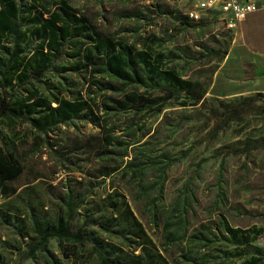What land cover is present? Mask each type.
Here are the masks:
<instances>
[{"label":"rangeland","instance_id":"rangeland-1","mask_svg":"<svg viewBox=\"0 0 264 264\" xmlns=\"http://www.w3.org/2000/svg\"><path fill=\"white\" fill-rule=\"evenodd\" d=\"M63 3L89 30L51 52L40 83L0 89V100L14 104L29 93L83 100L87 118L42 134L18 112L0 117V146L22 166L10 194L0 195V264H100L94 246L110 264H264V111L256 107L264 100L244 93L234 33L213 14L189 20L195 0H24L16 38L23 61H46L36 53L38 25L30 19L38 12L47 18ZM88 34L161 54L160 68L195 85L206 105L180 107L184 95L163 101L157 86L124 84L102 66L84 67ZM13 42L6 38L4 48ZM124 94L141 95L154 108L116 109ZM209 107L223 117L210 119ZM69 202L70 228L88 241L59 247L50 239L30 254L32 222L54 224ZM228 228L240 230L238 237Z\"/></svg>","mask_w":264,"mask_h":264},{"label":"trees","instance_id":"trees-1","mask_svg":"<svg viewBox=\"0 0 264 264\" xmlns=\"http://www.w3.org/2000/svg\"><path fill=\"white\" fill-rule=\"evenodd\" d=\"M24 0H0V51L7 56L6 62L0 61V89H14L16 86L22 85L28 80L40 83V78L48 70L51 60V52H57L58 48L66 43L69 38L78 36L80 33L89 30L88 25L82 21L75 12L66 4H62L55 12H47L48 17L43 18L41 12L37 16L30 19L35 23L34 33L37 34L39 44L38 51L41 57H45L46 61L38 64L35 60L23 61L20 56L16 38L20 22L23 18ZM184 26H191L189 23H182ZM13 37L14 42L12 48L7 50L3 46V41ZM87 38L92 43L91 50L85 56V64L96 67L102 66L103 71L120 80L124 84L144 85L145 83L157 86V90L165 95L164 100H179L184 95L188 102H179L180 107H191L201 109L206 104L203 95L196 89L195 85L187 80L181 79L171 69H161L163 56L154 54L150 48L136 50L132 46L115 40L112 37H103L97 34H88ZM45 49V50H44ZM92 85H98L93 83ZM105 89L112 90L110 85H104ZM258 97L264 100L260 94ZM53 103L54 107L50 104ZM163 103V102H162ZM154 103H149L141 95L124 94L121 100H115L116 109H123L128 105H137L139 111L153 109ZM16 105V110L11 108ZM261 107L264 111V106ZM235 112V108H232ZM88 104L83 100H65L53 97L50 101L37 98L34 93H29L23 100L11 103L9 98L0 100V117L4 115L18 112L25 119L29 120L30 127L42 134L48 133L53 127L64 124L71 119H86ZM155 112L160 111V105L154 109ZM209 118L219 121L224 113H219L215 108H206ZM35 115H37L35 117ZM86 117V118H85ZM226 119V118H224ZM223 119V120H224ZM22 172V166L15 156L13 150H8L0 146V195H9L8 184L17 178ZM68 208L64 218L56 220L52 225L41 226L35 221L32 222V229L36 234L35 245L30 246L29 253L32 254L37 248L45 249L48 240L53 239L61 247L63 244L82 245L88 238L81 230L72 232L69 219L73 206L67 203ZM230 238H237L240 230L227 229ZM243 251L251 253L255 256L261 255V250L249 245L247 242H241ZM91 252L96 255L100 264H110L96 247H92ZM255 257H251L249 261H255Z\"/></svg>","mask_w":264,"mask_h":264},{"label":"crops","instance_id":"crops-1","mask_svg":"<svg viewBox=\"0 0 264 264\" xmlns=\"http://www.w3.org/2000/svg\"><path fill=\"white\" fill-rule=\"evenodd\" d=\"M232 32L235 55L242 65L244 93L264 97V11L249 14Z\"/></svg>","mask_w":264,"mask_h":264},{"label":"built area","instance_id":"built-area-1","mask_svg":"<svg viewBox=\"0 0 264 264\" xmlns=\"http://www.w3.org/2000/svg\"><path fill=\"white\" fill-rule=\"evenodd\" d=\"M264 11V0H195L193 9L186 16L197 22L202 15H216L226 29L235 30L249 14Z\"/></svg>","mask_w":264,"mask_h":264}]
</instances>
